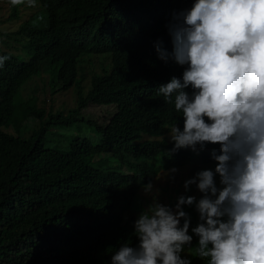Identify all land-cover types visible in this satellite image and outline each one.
Segmentation results:
<instances>
[{"label":"trees","instance_id":"1","mask_svg":"<svg viewBox=\"0 0 264 264\" xmlns=\"http://www.w3.org/2000/svg\"><path fill=\"white\" fill-rule=\"evenodd\" d=\"M192 2L37 0L16 29H0V56L9 57L0 68V264H109L121 244L136 243L132 206L143 184L162 166L214 161L219 145L211 143L198 154L166 155L170 127L182 129L183 117L157 95L184 68L158 59L154 42L171 51L165 24ZM18 6L9 20L19 17ZM90 54L109 64L91 73L85 91L81 63ZM44 72L51 93L75 87L74 107L53 111L22 97L25 83ZM105 105L115 111L104 123L83 112L92 106L103 115ZM82 121L96 140L73 134L66 148L48 143L49 134L67 135ZM183 207L195 218L194 205ZM196 240L187 254L192 264H207L195 256Z\"/></svg>","mask_w":264,"mask_h":264},{"label":"clouds","instance_id":"2","mask_svg":"<svg viewBox=\"0 0 264 264\" xmlns=\"http://www.w3.org/2000/svg\"><path fill=\"white\" fill-rule=\"evenodd\" d=\"M9 3L37 6V0ZM165 27L171 51L158 39L157 57L184 68L181 77L157 87L183 117L182 129L175 122L170 127L166 155L198 154L209 143L218 144L219 153H210L214 169L183 183L185 192L195 185L199 199L182 194L170 206L153 180L141 186L146 202L133 221L136 243L121 244L109 264H192L193 235L195 256L207 264H264V0H193ZM8 59L0 56V68ZM104 108L110 111L99 123L115 111ZM177 172L162 166L155 179L174 182ZM185 205L198 213L192 234Z\"/></svg>","mask_w":264,"mask_h":264},{"label":"rangeland","instance_id":"3","mask_svg":"<svg viewBox=\"0 0 264 264\" xmlns=\"http://www.w3.org/2000/svg\"><path fill=\"white\" fill-rule=\"evenodd\" d=\"M11 8V5L9 3V0H0V29L3 30H14L17 28L18 24L26 19L32 12L34 7H28L27 3L21 4L18 6L19 9V17L9 20L8 19V13L9 9ZM0 46L3 47V43L0 40ZM90 58L86 59L84 62L81 63L82 70L81 72L84 73V79L82 82V85L84 86L85 91L88 89L90 85V75L92 72H101L102 68L108 66L109 61L107 59L101 58V56H94V54H90ZM45 65V63L42 64V66ZM48 70V67H47ZM43 72V71H42ZM47 72H44L41 74V77L34 76L29 81H27L22 88V97L27 98L31 95L36 97V104L39 107L46 108L48 110L56 111L58 109H63L65 112L69 108H72L75 106L76 100H77V94L76 89L73 86L67 91H58L56 93H51L49 86L45 85L48 81V76L46 74ZM50 107V108H49ZM95 108L92 106H89L87 109H85L83 112L88 117L94 118L96 121H100V115L94 114ZM110 109H105L103 113V119L107 118L108 113ZM20 120H17V122ZM37 123V122H36ZM38 124V123H37ZM36 124V127L38 125ZM23 126L19 127L22 128ZM32 126L28 128L27 135L30 134V131H32ZM67 135L63 132V136H57L55 134H49L47 137V141L50 145H55L59 148H66L67 139L70 135L73 134H79L81 136H85L90 138L94 141V139H97L98 133L96 132L93 125L89 124H83V121L77 124H75L72 127L66 128ZM216 162H210L207 164L199 163L196 160L190 161L188 164L184 165L183 167H176L178 169V172L175 174V180L174 182H161L159 180L154 179L153 181L156 183V185L161 189L160 192V200L163 203H166L170 206L174 205L176 203V199L179 195H186L185 189L183 187V183L186 179L192 177L195 175L197 171L203 170V169H214ZM162 171V170H161ZM160 171V173H161ZM160 173L157 175L159 177ZM156 177V178H157ZM217 185L219 186V177L216 178ZM191 195L197 197L201 193L197 190L195 185H190L188 190ZM139 196L137 195L136 199L133 202L132 211L133 216L136 218L137 214L139 212H136V210H141V208L144 206L146 202V198L143 195L141 189L138 192ZM190 215V213H189ZM125 216V214H124ZM192 227H194L198 222V213L195 211V218L191 216ZM191 223V224H192ZM191 227V228H192ZM191 228L189 229V233H191ZM192 234V233H191Z\"/></svg>","mask_w":264,"mask_h":264}]
</instances>
